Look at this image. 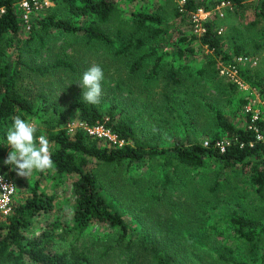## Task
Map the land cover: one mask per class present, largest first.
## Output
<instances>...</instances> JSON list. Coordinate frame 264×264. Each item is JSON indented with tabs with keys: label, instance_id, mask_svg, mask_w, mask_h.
Here are the masks:
<instances>
[{
	"label": "trees",
	"instance_id": "16d2710c",
	"mask_svg": "<svg viewBox=\"0 0 264 264\" xmlns=\"http://www.w3.org/2000/svg\"><path fill=\"white\" fill-rule=\"evenodd\" d=\"M19 0H0V45L11 41L18 35L20 22L15 5ZM134 1V0H128ZM252 0H185L181 11L176 16L184 21L191 13L199 9L209 11L220 4H229L237 15L244 16L248 12L264 23V0L255 4ZM59 10L48 8L45 15L35 18L30 31L24 40L18 41L26 48L29 56L40 58L47 52L52 64L43 62H27L16 57L13 62L0 64V142H6V130L12 118L20 116L25 120L37 121L36 136L44 134L49 140L51 159L54 162V176L61 185L64 177L72 178L71 191L74 196L72 218L70 223L55 219L39 234H33V219L41 213L50 212L54 208L55 194L38 191L37 184L23 204L12 207L10 215L0 222V264H172L176 258L175 241L181 235L191 241V236L182 227L176 226L184 220L174 211H184L185 222H195L191 229H196L200 221L201 208L197 199V190L189 188L183 182L184 171H194L195 178L202 169L213 166L214 176L207 188V193L214 196L228 172H241L248 176L256 199L264 202V143L256 138L253 127L262 128L261 119L251 122L244 128H238L226 120L220 112L214 111V121L226 137L221 146L210 142L207 146L199 142H188L182 146L158 147L141 138L133 119L115 112L112 106L101 108V103L92 105L82 100V93L77 94L68 108L57 100L38 94L39 105L33 99L22 94L18 89V80L23 67L40 77L53 76L55 70L73 74L74 61L65 53H54L56 39L64 37L79 38L83 46L90 50L93 45L107 48L112 56L123 58L131 56L132 73L142 70L148 83H158L162 77L172 92L182 86V79L173 66L162 68L163 55L157 56L150 68L143 64L152 52L134 58V53L143 46L139 38L123 40L120 32L114 39L104 29L116 8V0H56ZM2 10V11H1ZM85 18L88 23L81 25L77 19ZM32 19V18H31ZM30 19V20H31ZM133 23L141 31L148 30V37L154 39L166 35V30L159 16L155 14L133 15ZM200 36H192L190 41L197 40L211 55L218 57L225 66L234 67L238 75L251 88L256 90L264 102V82L262 70L250 68L238 62L234 55H239L242 48L236 47L233 55L224 49L222 36L214 21L202 23ZM56 33V34H55ZM184 38L178 41L182 42ZM66 41V40H64ZM193 53L192 49L188 50ZM182 50L178 48L177 54ZM84 60L81 59V62ZM215 64L213 59L199 71L204 74L205 68ZM74 75V74H73ZM164 108L170 106L171 92L163 89ZM264 108V104H263ZM174 109V108H173ZM75 111L77 119L85 128H102L115 138V142L101 143V137L89 134L83 127L69 132L68 114ZM251 126V128H249ZM152 161L158 162L160 178L144 181L145 196L138 199L133 181L134 193L125 201L124 194L119 191V184L111 183L110 194L128 211L135 214L141 227L126 222L121 212L104 196L107 189L103 181L102 170L109 166L125 165L126 169H137ZM148 165V164H147ZM2 173V172H0ZM183 185L184 202L171 201L167 193L174 184ZM196 185V183H194ZM193 184V185H194ZM194 185V186H195ZM142 191V190H141ZM192 197H189V196ZM171 214H166L167 209ZM204 203V200H202ZM232 239L245 242L250 253L255 255L256 242L264 235V222L254 220L232 211L224 220ZM93 224L107 227L102 235L88 234ZM197 235V234H195ZM216 261L228 264H245L232 261L219 254ZM258 264H264V253L258 257Z\"/></svg>",
	"mask_w": 264,
	"mask_h": 264
},
{
	"label": "rangeland",
	"instance_id": "374dc122",
	"mask_svg": "<svg viewBox=\"0 0 264 264\" xmlns=\"http://www.w3.org/2000/svg\"><path fill=\"white\" fill-rule=\"evenodd\" d=\"M258 0H252L255 4ZM185 0H116V8L104 29L111 37L117 39V32H120L123 40L130 37L136 40L141 39L143 46L134 53V58L144 54L148 55L155 51L144 61L148 69L154 63L157 56L163 55L162 68L173 66L177 70V76L182 79V86L175 92L166 85V79L162 77L158 83H148L144 78L142 70L132 73L131 56L116 58L106 48L97 44L90 50L83 46L79 38L64 37L56 39L54 53H65L70 56L74 63L73 74L55 70L54 77L40 75L27 71L21 67V74L18 80V89L22 94L35 98L38 94H45L46 97L57 100L65 108L73 102L74 97L83 93V89L76 83L82 77V73L92 65H99L104 71V79L101 82L102 96L101 108L106 109L112 106L115 112H122L124 116L133 119L138 135L147 140L151 145L158 147L182 146L188 142H199L207 146L210 142H216L221 146L226 143V137L214 121V111L220 112L223 117L238 128L248 125V117L263 118V100L259 93L246 84L243 79L239 84L230 73L221 74L220 70L225 67L218 57L211 55L206 48L202 47L197 40L190 41L192 36H200L203 32L202 23L214 21L218 32L222 36L224 49L233 55L236 47L242 48L239 55H234L236 60L241 59L242 63L250 68L262 70L264 82V23L259 21L252 12L244 16L237 15L229 4H220L209 11L191 13L184 21L176 16V10L181 11ZM48 8L59 10L56 0L47 8L31 16L27 25L20 16V9L15 5L20 30L18 35L11 41L3 42L0 45V64L5 61L13 62L18 56L27 62H35L39 65L52 64L47 52L40 58H33L26 52V48L20 46L18 41L24 40L35 18L45 15ZM155 14L159 16L166 30V35H160L154 39L148 37V30L138 31L133 23V15ZM81 25L87 24L85 18L77 19ZM29 26V28H27ZM56 34V33H55ZM184 38L182 42L178 40ZM66 40V41H64ZM182 50L177 54V50ZM192 49L193 53H189ZM84 60L81 62V59ZM210 59L215 61L210 67L205 68V73L199 71ZM171 92L170 106L164 108L165 99L163 89ZM35 105H39L40 99H33ZM174 108V109H173ZM69 132L83 127L77 119L75 111L68 114ZM255 120V119H254ZM37 124V121L31 120ZM95 130V129H91ZM87 131V130H86ZM88 132V131H87ZM96 134V133H95ZM100 134V133H99ZM97 135V134H96ZM101 143L108 144L115 142V138L108 132L101 134ZM11 149L0 142V172H2L14 184V195L11 199L12 207L16 204H23L30 196L31 190L37 184L38 191L47 194H55L54 208L47 213H41L34 217L32 224L33 234H39L47 226L58 219L59 222L70 223L74 196L71 191L72 178L64 177L61 185H58V178L54 176V170L44 172L34 171L28 178L20 177L11 170L10 165H5ZM148 164V165H147ZM137 169H126L122 166H109L102 170L103 181L106 185L104 190L105 198L124 216L126 222L141 227L137 222L135 214L126 210L118 200L115 199L108 186L111 183L119 184V191L124 194L125 201L129 200L134 193L133 181L138 183L136 193L138 199L145 196L144 181H154L160 178V167L158 162L152 161ZM213 166H207L200 174L193 178L194 171H184L183 182L193 192L197 190L195 204L200 206V221L197 220L196 229H191L195 222H185L184 211H174L177 216H183L184 220L176 226L188 228L185 233L191 236V241L184 239L178 234L175 241L174 253L177 260L172 264H228L216 261L219 254L228 259L245 264H258V257L264 253V235L256 242V252L252 255L249 246L241 240L232 239V234L224 221L232 211L247 218L264 222V202L256 199L254 190L246 174L241 172H228L226 180L222 181L214 196L207 193V188L214 176ZM196 183V185L194 184ZM195 186H194V185ZM183 185L174 184L167 197L171 201L184 202V194L181 191ZM142 190V191H141ZM189 197H192L191 195ZM204 200V203H202ZM159 208L167 209L165 212L171 214V203ZM10 215V214H9ZM9 215L0 214V222H3ZM107 232V227L101 224H93L88 234L99 236ZM197 234V235H195Z\"/></svg>",
	"mask_w": 264,
	"mask_h": 264
},
{
	"label": "clouds",
	"instance_id": "9594fccd",
	"mask_svg": "<svg viewBox=\"0 0 264 264\" xmlns=\"http://www.w3.org/2000/svg\"><path fill=\"white\" fill-rule=\"evenodd\" d=\"M104 71L99 65L88 67L81 79L76 83L83 89L82 100L98 105L101 102ZM38 126L31 120H25L20 116L12 118L10 126L6 130V144L11 150L6 159L5 165H10L20 177L28 178L34 171L44 172L54 166L51 159L49 140L44 134L36 136ZM4 177L0 176V181ZM12 185L4 184V189Z\"/></svg>",
	"mask_w": 264,
	"mask_h": 264
},
{
	"label": "built area",
	"instance_id": "2783aa9c",
	"mask_svg": "<svg viewBox=\"0 0 264 264\" xmlns=\"http://www.w3.org/2000/svg\"><path fill=\"white\" fill-rule=\"evenodd\" d=\"M55 0H19L17 2V6L19 7L21 13L20 16L25 23V25L28 24L30 21V18L32 15L39 13L40 11L44 10L45 8L49 7ZM2 11V10H1ZM199 12H202L199 10ZM29 28V26H27ZM238 62L242 63V60H237ZM244 64V63H242ZM230 73L232 77H234L236 80L235 82L239 84V81L241 82V77L238 75L236 69L231 66H225L220 70L221 74L224 73ZM259 118H252L251 122H253ZM261 120L264 122V117L261 118ZM251 128V126H249ZM95 130L86 129L89 134H97L99 137L101 134H104L105 131H103L102 128H94ZM253 130L256 133V138L258 141L264 143V125L262 128L258 129L257 127H253ZM100 133V134H99ZM95 134V135H96ZM0 176H3V181H0V214L7 216L11 213L12 210V203L11 199L14 195L15 189L14 184L11 180H9L3 173H0ZM12 185L9 189H4L3 185Z\"/></svg>",
	"mask_w": 264,
	"mask_h": 264
}]
</instances>
